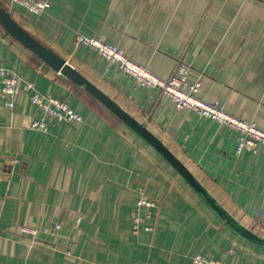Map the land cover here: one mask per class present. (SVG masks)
I'll use <instances>...</instances> for the list:
<instances>
[{"label": "crops", "instance_id": "0c3cea01", "mask_svg": "<svg viewBox=\"0 0 264 264\" xmlns=\"http://www.w3.org/2000/svg\"><path fill=\"white\" fill-rule=\"evenodd\" d=\"M36 15L0 0L17 23L145 124L227 211L264 237V146L235 152L236 134L157 89L137 85L77 35L118 45L168 78L179 59L198 95L264 130V0H45ZM0 66L83 116L42 133L22 91L9 110L0 83V264H264V247L231 228L148 142L0 25ZM158 202L151 231L133 233L139 192ZM63 227L34 240L23 226ZM232 250L233 252H230Z\"/></svg>", "mask_w": 264, "mask_h": 264}, {"label": "built area", "instance_id": "2783aa9c", "mask_svg": "<svg viewBox=\"0 0 264 264\" xmlns=\"http://www.w3.org/2000/svg\"><path fill=\"white\" fill-rule=\"evenodd\" d=\"M18 3L30 12L40 15L45 13L50 3L45 0H10ZM85 45L103 56L109 63L117 64L120 71L130 76L137 85L157 89L167 97L180 111L189 109L200 117L213 119L220 125L233 130L236 134L235 152L237 155L243 152L258 153L264 146V130L260 129L253 120H246L228 113L225 109L206 101L198 95L201 82L188 81L190 65L183 59H179L175 72L168 78H163L154 73L150 66L141 65L133 61L126 51L95 36L78 34L76 46ZM0 83L4 105L12 110L15 106L16 97L22 92L30 93L31 103L37 108L40 116L34 119L30 128L42 133H47L50 128L49 119L56 123H81L83 116L77 112L64 98L42 93L36 89L31 81L21 80L13 69L8 66H0ZM158 202L144 190L139 192L135 208L131 213L133 233L141 230L151 231L152 225L148 223L155 215ZM62 223H56L53 227L38 229L23 226L20 233L36 240L41 235L56 236L62 229ZM230 252H233L230 250ZM191 264H225L222 260L212 259L203 255H196Z\"/></svg>", "mask_w": 264, "mask_h": 264}, {"label": "water", "instance_id": "95a60500", "mask_svg": "<svg viewBox=\"0 0 264 264\" xmlns=\"http://www.w3.org/2000/svg\"><path fill=\"white\" fill-rule=\"evenodd\" d=\"M0 25L6 33L42 59L55 71L61 73L68 80L85 89L121 121L133 129L146 142H148L174 169L191 185V187L204 199V201L233 228L239 235L251 243L264 247V237L247 228L233 217L223 205L208 191V189L195 177L191 170L152 132L114 99L105 93L96 84L88 80L78 69L67 62L51 48L44 45L37 38L22 28L12 15L0 5Z\"/></svg>", "mask_w": 264, "mask_h": 264}]
</instances>
